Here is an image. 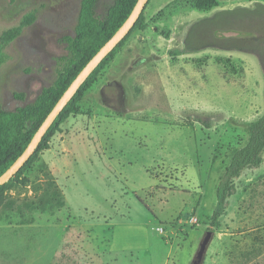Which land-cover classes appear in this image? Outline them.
<instances>
[{
  "label": "rangeland",
  "instance_id": "374dc122",
  "mask_svg": "<svg viewBox=\"0 0 264 264\" xmlns=\"http://www.w3.org/2000/svg\"><path fill=\"white\" fill-rule=\"evenodd\" d=\"M218 2L202 11L195 0H150L145 29L99 73L49 149L7 182L5 203L24 211L0 206V264H191L209 231L204 264H264V162L235 181L221 227L210 228L225 171L264 113V19L255 17L264 0ZM81 3L0 0V108L33 104L55 84ZM114 3L99 0L96 15ZM238 9L251 11L248 32L200 30L193 41L208 45L188 51L195 24ZM51 183L65 207L33 209Z\"/></svg>",
  "mask_w": 264,
  "mask_h": 264
},
{
  "label": "trees",
  "instance_id": "16d2710c",
  "mask_svg": "<svg viewBox=\"0 0 264 264\" xmlns=\"http://www.w3.org/2000/svg\"><path fill=\"white\" fill-rule=\"evenodd\" d=\"M98 1L99 0H82L76 34L74 37L64 38L69 46V62L66 69L59 75L55 84L50 88L44 89L33 104L18 107L14 111H7L0 108V177L21 156L43 121L46 119L73 80L77 77L85 65L124 24L138 2V0H115V3L108 9L104 19H100L96 15ZM195 1L198 9L202 11H212L218 7L219 3L218 0ZM260 10L264 12V6L263 9ZM240 11L242 14L239 16L234 15V11H232L227 13L225 17L220 15L214 19H204L195 24L189 32L190 36L187 43L188 51L190 53L198 52L203 50L205 45H208L203 43V41H193V36L200 30L207 32L214 31L217 33L220 30L226 31L236 29L239 31L242 29L243 31L245 30L248 32V26L245 27V24L243 23L247 22V19L244 18V16H246L245 14H248V12L251 11L247 9ZM144 12L126 39L123 40L120 45L102 62V64L81 87L76 96L67 105L56 122L50 128L35 154L14 177L21 175L26 168L38 159L41 152L49 149L50 141L55 135L58 126L70 115L78 113V103L82 100L85 92L94 84V82H96L99 73L114 60L115 56L122 49L133 32L145 29ZM256 12L259 13V11ZM257 16L264 19V14H261V12L255 17ZM32 21H34L33 16L27 17L25 21L23 19L22 27H24V25H28V23ZM236 23H239L240 26ZM19 32L20 29L7 32L3 37V44L14 39ZM251 33L256 36V29H254V27L251 28ZM213 45H216V43H213ZM16 97L22 99L21 94H17ZM248 132L249 138L247 144L234 153L231 163L227 167L219 184L217 190V205L210 218L211 229H218L221 227V219L227 214L230 206V200L237 193L235 181L239 179L246 170L259 168L264 162V113L261 117L250 124ZM25 183L26 180L23 179L22 186H24ZM7 187L8 183L0 186V206L4 205V209H8L11 212L19 211L20 213H23L24 203L19 204L11 200L10 202L5 203V192ZM46 187L47 190L44 196H41L39 201L32 203L30 206L33 207V209L42 208L50 210L65 207V201L56 185L51 183ZM27 207L29 208L28 205Z\"/></svg>",
  "mask_w": 264,
  "mask_h": 264
},
{
  "label": "water",
  "instance_id": "95a60500",
  "mask_svg": "<svg viewBox=\"0 0 264 264\" xmlns=\"http://www.w3.org/2000/svg\"><path fill=\"white\" fill-rule=\"evenodd\" d=\"M150 0H138L135 8L124 22V24L118 29V31L112 36V38L97 52V54L85 65L77 77L73 80L58 102L55 104L54 108L48 114L46 119L43 121L35 135L33 136L31 142L21 154V156L14 162V164L0 177V186L7 183L12 179L31 159L35 154L42 140L56 122L58 117L67 107V105L72 101V99L79 92L81 87L86 83L90 76L96 71V69L102 64V62L120 45V43L126 39V37L131 33L141 15L145 11ZM214 238V233L209 231L200 244L195 258L191 264H204L206 254L208 252L209 246Z\"/></svg>",
  "mask_w": 264,
  "mask_h": 264
}]
</instances>
